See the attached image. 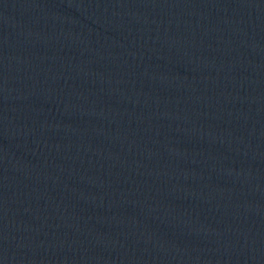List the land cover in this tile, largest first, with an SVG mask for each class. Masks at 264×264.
I'll return each instance as SVG.
<instances>
[{
    "label": "water",
    "instance_id": "obj_1",
    "mask_svg": "<svg viewBox=\"0 0 264 264\" xmlns=\"http://www.w3.org/2000/svg\"><path fill=\"white\" fill-rule=\"evenodd\" d=\"M0 264H264V0H0Z\"/></svg>",
    "mask_w": 264,
    "mask_h": 264
}]
</instances>
